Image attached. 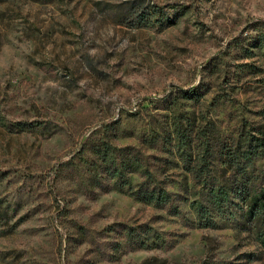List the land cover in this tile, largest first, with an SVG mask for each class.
Returning <instances> with one entry per match:
<instances>
[{"label": "rangeland", "instance_id": "374dc122", "mask_svg": "<svg viewBox=\"0 0 264 264\" xmlns=\"http://www.w3.org/2000/svg\"><path fill=\"white\" fill-rule=\"evenodd\" d=\"M131 156L173 185L171 209L130 195ZM252 188L264 0H0V264H264Z\"/></svg>", "mask_w": 264, "mask_h": 264}, {"label": "trees", "instance_id": "16d2710c", "mask_svg": "<svg viewBox=\"0 0 264 264\" xmlns=\"http://www.w3.org/2000/svg\"><path fill=\"white\" fill-rule=\"evenodd\" d=\"M178 139L179 137H177V134L174 132L169 133L166 136L168 145H171L172 148L173 145L175 146V148H173V154L171 155L178 159L181 163L182 169L192 176L194 182L198 184H207L208 180L206 174L203 173V168L201 165L197 164L195 156H192V147L190 146V143L185 139ZM165 151L167 152L169 150ZM108 157V153H105L102 156L105 162H110V176L112 179L116 180V185H120L123 188L126 184L117 183L121 181V176H117L119 169L115 168V166L118 164H113L115 160L112 159L111 151L110 160ZM130 161L133 165L132 168L134 166L141 167L143 164L142 167L145 168V172L142 173L143 177H145V183H142V185L139 186V189H134L133 186H129V189L131 190L129 191L130 195L136 200L153 205L157 209H171L174 203V198L177 196V193L174 190H171L173 185L165 184L166 186H163V184H160L161 182L156 181L151 170L145 165L144 159L141 160L135 156H131ZM171 161H173L172 157H170L167 162ZM172 163L176 164L174 161ZM246 213L251 217V220L253 219V223L260 219H264V190L252 188V190L248 192Z\"/></svg>", "mask_w": 264, "mask_h": 264}]
</instances>
